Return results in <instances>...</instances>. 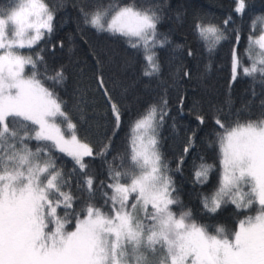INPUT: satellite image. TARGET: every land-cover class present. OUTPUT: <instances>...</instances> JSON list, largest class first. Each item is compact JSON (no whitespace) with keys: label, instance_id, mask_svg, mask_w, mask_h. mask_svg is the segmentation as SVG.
<instances>
[{"label":"snow or ice","instance_id":"snow-or-ice-1","mask_svg":"<svg viewBox=\"0 0 264 264\" xmlns=\"http://www.w3.org/2000/svg\"><path fill=\"white\" fill-rule=\"evenodd\" d=\"M234 3L219 24L196 18L193 33L212 52L231 32L236 42L232 79L242 71L264 85V28L258 37L255 32L258 22L264 25V16L251 21L245 49L250 66H244L242 33L233 15H242L248 5L246 0ZM55 14L44 0H6L0 6V264H264V92L258 112L245 105L235 113L214 109L211 117L196 115L198 125L211 119L209 144L219 145L218 185L200 194L203 207L215 213L230 200L238 210L255 211L239 220L234 231L217 227L211 234L190 211L177 215L172 210L178 204L172 169L160 151V129L171 115L166 92L137 112L123 152L108 160L124 113L107 86L105 61L95 49L90 50L93 77L110 109L113 135L98 148L80 138L61 95L66 69L50 68L39 48L54 31ZM161 19L159 5L132 0L81 7L77 29L85 44V31L121 41L145 62L144 75L151 77L161 71L157 48L169 43L158 30ZM25 50L32 54L24 55ZM186 55L194 59L196 51L188 47ZM175 75L191 79V69L178 65ZM179 99L182 112L184 98ZM197 137L196 129L186 136L177 170L195 151ZM63 157L71 159L72 172L80 177L76 188L86 198L71 191L58 167ZM86 158L104 162L106 175L99 184ZM199 159L197 163L194 156L192 161L194 184H204L214 167ZM97 191L102 204L97 203Z\"/></svg>","mask_w":264,"mask_h":264},{"label":"trees","instance_id":"trees-1","mask_svg":"<svg viewBox=\"0 0 264 264\" xmlns=\"http://www.w3.org/2000/svg\"><path fill=\"white\" fill-rule=\"evenodd\" d=\"M49 7L56 10L54 31L50 38H45L39 45L50 68L64 65L68 80L61 95L67 101V111L79 126V136L85 142L98 146L112 136V117L108 105L93 77L95 61L90 50L95 49L105 61L104 76L113 99L117 101L124 113L123 124L118 134L113 138V152L108 156L111 161L117 152H123L127 143L130 122L138 111L147 104L159 101L165 94L169 101L168 110L171 115L160 129V151L172 169L170 175L174 181V198L178 204L173 211L179 215L182 211H190L193 219L208 226V231L215 234L217 227L234 231L238 222L255 211L236 209L231 202L221 205L215 213L209 212L201 203V193H211L219 180V145L210 146L212 139V121L208 119L204 125H198L196 115L211 117L214 109H222L225 113H235L238 109L250 105L252 112H258V105L264 92V85L259 79L243 75L233 80L231 76V50L235 45V36L226 33L227 39L220 42L217 48L208 52L197 43L193 33V22L202 18L205 22L219 24L231 9L235 8L234 0H135L137 4L159 5L162 19L158 30L168 37L169 43L163 48H157L161 71L154 76H145V62L119 40L94 31H85L83 43L78 33V13L81 7L86 9L94 5L106 6L110 3H131L132 0H44ZM6 0H0V6ZM246 11L234 14L235 26L242 33L239 51L244 62L248 63L245 49L248 47V37L252 19L264 16V0H246ZM263 25L255 28L256 35L261 32ZM73 36V39H69ZM63 41V48L60 42ZM53 45L55 49L53 50ZM179 46V47H178ZM196 51L193 59L186 55L187 48ZM39 51V49H37ZM28 55L32 53L27 51ZM178 65H186L191 69V79L175 75ZM30 74V68L26 69ZM79 89V91H77ZM253 90L256 93L253 98ZM180 97L184 98L181 112ZM195 109V110H194ZM175 118V120H173ZM255 118V117H253ZM175 123V128H173ZM193 129L198 132L195 151L185 157L186 163L177 170L179 156L182 153L184 140ZM33 148L35 144L31 145ZM200 157L203 162L214 165L204 184H194L192 177L193 157ZM89 163V173L99 180L104 179L106 168L104 162L97 158H86ZM119 164V160L116 161ZM58 167L63 168L64 178L69 181L70 189L78 198H86V193L77 190L78 173H73L71 159L63 157ZM68 191L69 188H65ZM97 203L102 204L100 193H96ZM107 211V209H105ZM63 217L64 212L59 210ZM72 226L75 221L70 218ZM72 230L71 228L68 229Z\"/></svg>","mask_w":264,"mask_h":264},{"label":"rangeland","instance_id":"rangeland-1","mask_svg":"<svg viewBox=\"0 0 264 264\" xmlns=\"http://www.w3.org/2000/svg\"><path fill=\"white\" fill-rule=\"evenodd\" d=\"M263 28H264V25H263ZM259 35H260V33H259L258 35H256V36L258 37ZM254 38H255V37H254ZM256 51H259L258 46H256ZM23 54H24V55H28V53H27L26 50L23 52ZM253 54H255V53H253ZM246 57H247V59H248L247 53H246ZM243 65H244V66H250V61L248 60V63H246V62L243 61ZM229 202H231V201L229 200Z\"/></svg>","mask_w":264,"mask_h":264}]
</instances>
